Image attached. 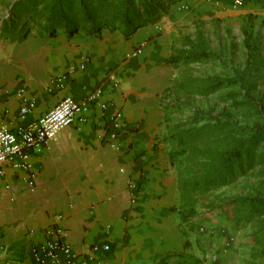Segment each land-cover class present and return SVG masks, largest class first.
Here are the masks:
<instances>
[{"label":"crops","instance_id":"obj_1","mask_svg":"<svg viewBox=\"0 0 264 264\" xmlns=\"http://www.w3.org/2000/svg\"><path fill=\"white\" fill-rule=\"evenodd\" d=\"M15 1L0 0V122L15 130L65 96L76 101L96 91L99 96L80 113L81 120L29 154L33 186L26 171L11 164L3 169L0 264H33L31 249L44 242L42 230L50 225L62 229L74 254L98 253L96 245L110 243L106 264L176 259L186 250L182 225L171 211L178 204L180 166L169 157L172 114L163 96L174 77L167 58L178 46L169 12L183 0L128 38L108 29L100 37L84 32L39 36L32 29L21 39L8 35L19 30L9 21ZM246 1L264 6V0ZM224 2H214L220 13L233 7L232 0ZM192 11H181L179 18H189ZM57 76L61 87L52 81ZM27 100L34 108L20 115ZM117 112L126 131L111 140L110 121Z\"/></svg>","mask_w":264,"mask_h":264},{"label":"trees","instance_id":"obj_2","mask_svg":"<svg viewBox=\"0 0 264 264\" xmlns=\"http://www.w3.org/2000/svg\"><path fill=\"white\" fill-rule=\"evenodd\" d=\"M176 0H17L10 10V37L21 39L32 29L39 36L54 37L63 32L72 37L78 32L101 36L104 29L119 31L128 38L137 29L159 22ZM244 46L247 58L242 69L230 76H195L187 70L190 64L212 59L207 39L201 32L184 35L167 58L173 68H182L174 88L187 94L207 96L221 89H230L227 98L246 117L257 115L250 125H238L223 113L196 109L187 118L170 117L167 126L174 147L169 151L170 161L180 166L178 204L171 211L178 215L184 249L192 245L188 238L200 235L195 217L199 208L218 209L235 223L250 222L264 216V197L257 194L227 196L208 200V193L230 183L240 174L264 160L258 148L264 140V105L253 95L264 68V53L256 39L246 34ZM241 96V102L237 101ZM170 109H178L176 101ZM264 229V221H261ZM126 242L124 236L123 243ZM113 248V244H112Z\"/></svg>","mask_w":264,"mask_h":264},{"label":"rangeland","instance_id":"obj_3","mask_svg":"<svg viewBox=\"0 0 264 264\" xmlns=\"http://www.w3.org/2000/svg\"><path fill=\"white\" fill-rule=\"evenodd\" d=\"M215 1L183 0L179 9L169 12L170 26L175 29L174 43L178 46L180 37L184 35L194 36L201 32L207 39L212 59L190 64L187 70L195 76H230L236 69H242L247 58L246 34L256 39L264 53V6L256 1H246L241 7L230 6L227 13H220ZM184 10L186 13L193 11L189 18L181 20L178 13ZM173 69L174 77L163 96L169 116L172 114L176 119H184L199 109L223 113L238 125H250L256 121L257 115L246 117L245 110L240 112L234 108L232 99L227 98L228 88L207 96L175 90L174 82L180 77L182 68ZM261 73L252 95L264 105V68ZM236 99L241 102L240 95ZM173 101L180 104L178 109H170L169 103ZM257 150L264 152V140ZM246 194L264 197V160L238 175L234 181L211 190L207 197L212 201ZM194 221L200 235L199 243L180 251L176 259L169 258L166 264H264V229L261 223L264 216L250 222L235 223L218 209L207 211L199 208ZM191 236L193 240L194 235Z\"/></svg>","mask_w":264,"mask_h":264},{"label":"built area","instance_id":"obj_4","mask_svg":"<svg viewBox=\"0 0 264 264\" xmlns=\"http://www.w3.org/2000/svg\"><path fill=\"white\" fill-rule=\"evenodd\" d=\"M245 1L232 0V6L235 8L241 7ZM61 79L62 76L53 78L52 81L56 87L62 86ZM98 96V91L91 93L81 101L65 96L37 119L26 125H21L15 130L6 123L0 122V175L3 174L6 165H14L27 172V183L29 186H33L35 172L28 160L29 154L39 152L47 146L49 140L58 131L77 119L81 120L80 113L87 105L96 102ZM101 106L104 108L105 104ZM33 108V101L27 100L19 108V114H27ZM110 122L112 128L109 130L108 135L111 140H114L126 131V124L119 112L113 116ZM42 233L46 236L44 242L34 245L31 249L33 264H106L104 259L111 251L110 243L103 242L94 247L98 253L91 251L74 254L71 246L64 240L63 231L60 227L50 225L43 228Z\"/></svg>","mask_w":264,"mask_h":264}]
</instances>
